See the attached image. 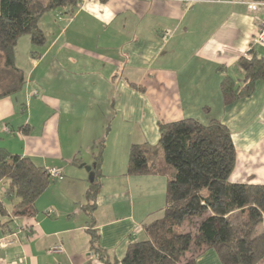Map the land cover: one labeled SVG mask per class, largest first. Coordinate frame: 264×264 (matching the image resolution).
<instances>
[{
    "label": "crops",
    "instance_id": "obj_1",
    "mask_svg": "<svg viewBox=\"0 0 264 264\" xmlns=\"http://www.w3.org/2000/svg\"><path fill=\"white\" fill-rule=\"evenodd\" d=\"M263 21L264 0H83L73 15H43L45 44L23 36L15 50L26 83L0 98V147L61 177L31 217L16 214L8 197L9 210L0 182V212L9 216L0 221V243L11 242L0 244V264H105L91 250L83 210L95 175L99 245L121 262L129 238L144 240L143 225L159 219L166 203L165 177L127 175L131 147L156 146L159 122L219 120L236 149L231 183L264 185V81L229 106L221 93L225 76L243 85L242 56L254 50L264 59V40L255 41ZM26 126L30 133L16 131ZM103 139L98 173L94 146ZM57 245L65 251L54 253ZM196 264L221 262L209 250Z\"/></svg>",
    "mask_w": 264,
    "mask_h": 264
},
{
    "label": "trees",
    "instance_id": "obj_2",
    "mask_svg": "<svg viewBox=\"0 0 264 264\" xmlns=\"http://www.w3.org/2000/svg\"><path fill=\"white\" fill-rule=\"evenodd\" d=\"M82 1L0 0V98L21 91L26 83L25 74L15 65L19 39L30 36L34 47H42L46 41L39 25L43 15L58 10L73 15ZM239 66L244 72L242 86L229 76L222 80L225 106L251 97L256 83L264 81V59L254 50L240 58ZM158 127L156 146L131 147L127 175L166 178L161 217L143 225L144 240L129 238L121 262L112 260L99 245L94 214L102 185L95 175L83 206L90 221L91 250L105 264H180L187 253L192 257L186 264H196L209 250L216 252L221 264H260L264 260V185L231 183L236 149L229 128L219 120L202 123L193 118L159 122ZM16 131L31 130L26 126ZM104 147V139L94 146L93 167L98 173ZM72 163L81 165L76 157ZM51 170L0 147V182L6 185L5 197L16 200V214L34 215L37 200L55 180ZM0 210L5 211L1 203Z\"/></svg>",
    "mask_w": 264,
    "mask_h": 264
},
{
    "label": "built area",
    "instance_id": "obj_3",
    "mask_svg": "<svg viewBox=\"0 0 264 264\" xmlns=\"http://www.w3.org/2000/svg\"><path fill=\"white\" fill-rule=\"evenodd\" d=\"M264 40V21L261 23V26H260V29H259V34H257V37H256V42H261ZM50 174H51V177L53 179H57L59 177H61V171L58 170V169H52L50 171ZM51 213V212H49ZM11 242L7 239L3 240L0 244L4 247L8 244H10ZM52 251L54 253H63L65 250H64V247L62 245H57V246H54L52 248Z\"/></svg>",
    "mask_w": 264,
    "mask_h": 264
},
{
    "label": "rangeland",
    "instance_id": "obj_4",
    "mask_svg": "<svg viewBox=\"0 0 264 264\" xmlns=\"http://www.w3.org/2000/svg\"><path fill=\"white\" fill-rule=\"evenodd\" d=\"M23 38H29V36H25V37H23ZM22 42V41H21ZM18 49H19V52L22 50V51H26V48L24 47V45L22 44V47L21 48H19L18 47ZM17 52H18V50H17ZM93 174H94V172L93 171H89L88 172V178L90 179V178H92L93 177ZM0 195H2V186L0 187ZM4 199H7V200H5V202H6V204L10 207L9 208V210L10 211H12L11 209H12V201L13 202H15L16 200H10L8 197H5ZM9 220V216L8 215H3V214H1V212H0V221L1 222H4V221H8ZM186 228H187V226H186ZM185 228V229H186ZM188 254V253H187Z\"/></svg>",
    "mask_w": 264,
    "mask_h": 264
},
{
    "label": "water",
    "instance_id": "obj_5",
    "mask_svg": "<svg viewBox=\"0 0 264 264\" xmlns=\"http://www.w3.org/2000/svg\"><path fill=\"white\" fill-rule=\"evenodd\" d=\"M91 169H92L91 167H88V168H87V170H89V171H90Z\"/></svg>",
    "mask_w": 264,
    "mask_h": 264
}]
</instances>
